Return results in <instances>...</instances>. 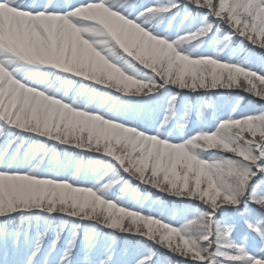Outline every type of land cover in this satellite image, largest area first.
Listing matches in <instances>:
<instances>
[{
    "label": "snow or ice",
    "instance_id": "obj_1",
    "mask_svg": "<svg viewBox=\"0 0 264 264\" xmlns=\"http://www.w3.org/2000/svg\"><path fill=\"white\" fill-rule=\"evenodd\" d=\"M0 264H264V0H0Z\"/></svg>",
    "mask_w": 264,
    "mask_h": 264
}]
</instances>
